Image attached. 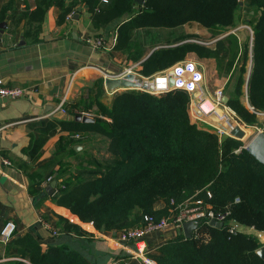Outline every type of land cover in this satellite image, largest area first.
I'll return each instance as SVG.
<instances>
[{
    "label": "trees",
    "instance_id": "16d2710c",
    "mask_svg": "<svg viewBox=\"0 0 264 264\" xmlns=\"http://www.w3.org/2000/svg\"><path fill=\"white\" fill-rule=\"evenodd\" d=\"M82 2L90 7L97 26L129 13L134 16L127 24L129 29L175 28L196 22L214 36L234 28L238 8L247 3L252 13V47L245 43L241 49L235 34L219 40L215 49L188 43L156 52L145 63L142 74L149 77L165 70L192 52L200 58L215 59L220 72L237 74L228 107L247 125L257 123V115L243 99L247 94L250 106L264 111V0H144V5H137L136 0H116L107 12L96 7V0ZM51 4L40 5L30 18L42 20ZM56 4L63 9L59 21L65 22L73 10L65 9L63 0ZM133 5L139 10L135 12ZM65 109L71 117L77 115L76 105H65ZM190 112L191 100L184 91L162 95L124 91L116 95L111 110H104L107 119L59 122L63 130L81 133L82 138L91 132L108 138L111 158L99 165L100 172L87 176L61 172V187L53 196L54 202L83 224L119 232L142 225L144 215L158 219L169 216L172 200L178 205L197 190L208 189L214 209L230 207L235 222L264 234V165L245 149L243 141L199 126ZM159 201L166 207L156 211ZM59 219L65 235L89 234L81 225ZM179 232L157 248L152 255L156 264H264V253L260 256L257 252L264 243L254 235L230 234L226 227H213L206 221L191 239ZM10 244L20 249L17 257L21 260L6 264H95L81 251L64 245L44 249L32 235L16 237Z\"/></svg>",
    "mask_w": 264,
    "mask_h": 264
},
{
    "label": "crops",
    "instance_id": "0c3cea01",
    "mask_svg": "<svg viewBox=\"0 0 264 264\" xmlns=\"http://www.w3.org/2000/svg\"><path fill=\"white\" fill-rule=\"evenodd\" d=\"M56 1L0 0V26L6 25L0 37V79L7 87L26 91L20 99L0 98V231L6 222L12 221L17 225L14 238L32 235L44 249L64 245L81 251L95 264H115L116 261L140 264L132 259L133 245L119 241V232L96 230L93 224H83L70 210L54 202L53 196L61 187L62 180L58 179L61 172L87 176L94 171L90 161L105 165L96 158L100 148L96 152L95 148L100 143L106 159L111 158L108 151L110 141L105 136L91 132L82 138L81 133L71 134L58 123L76 120L83 114H88L94 121L107 119L104 110H111L116 95L130 88L111 91L106 87V81L121 79L130 73L150 78L170 69L172 66L159 69L149 77L143 76L145 63L158 51L188 43L215 49L216 43L230 34L238 37L241 49L246 42L236 31V16L235 27L217 36L196 22L175 28L129 29L127 24L134 17L129 13L95 25L90 7L82 0H63L64 8L73 11L65 22H60L63 9ZM49 2L52 4L42 20L30 18L29 15L34 14L40 5ZM115 2L96 0L95 5L107 12ZM132 7L135 12L140 8ZM25 13L28 15L24 18ZM99 39L103 40L104 47L97 49L94 43ZM189 58L196 61L205 73V82L200 87L203 95L210 98L214 95L212 91L221 89L224 96L229 97L237 74L220 72L215 59L200 58L194 52L185 59ZM251 68L252 62L247 81ZM200 100L191 105L192 121L193 113L218 124L214 128H222L218 123L219 116H203L198 111ZM243 101L249 107L247 94ZM65 105L68 108L76 105L77 115L71 117ZM245 131L247 135L250 133V130ZM75 134H80L81 139L72 144L70 140L75 139ZM49 177L52 178L50 183L47 182ZM54 181L57 186L50 196L46 187ZM204 191L197 190L194 195L198 192L202 195ZM165 207L166 203L159 201L154 209L161 211ZM59 217L81 225L89 234L82 237L75 233L65 235ZM179 233L169 228L150 234L148 243L157 244L151 247L153 254L157 251L156 246L174 239ZM11 241L7 244L0 241V264L21 260L17 257L20 249L10 244Z\"/></svg>",
    "mask_w": 264,
    "mask_h": 264
},
{
    "label": "built area",
    "instance_id": "2783aa9c",
    "mask_svg": "<svg viewBox=\"0 0 264 264\" xmlns=\"http://www.w3.org/2000/svg\"><path fill=\"white\" fill-rule=\"evenodd\" d=\"M103 2L108 3V0H103ZM88 42L91 43L90 40H88ZM94 47L97 49L103 48V40H97L94 43ZM171 79L173 80V85L170 84ZM144 80L153 85V90L149 91L141 89V91L153 95H162L175 90L184 91L189 95L191 105L193 106L197 101L194 99L193 94L200 89L205 82V73L196 61L185 59L177 62L170 69L165 70L154 77L144 78ZM25 93L26 91L22 88L5 86L3 80L0 79V98H8L12 100L20 99L25 95ZM223 97L224 92L219 89L215 92V96L210 97L205 101L201 100L197 106L202 112V115L208 116L211 113H214L217 108L222 107L226 121H233L232 127L239 126L242 130H246L247 124L241 121L236 113L222 102ZM208 101L213 103L212 107H207V105H209ZM249 108L258 117H262L261 124L256 126L254 129L255 135L260 132L264 133V111H257L250 105ZM82 116L88 117L89 115L83 114ZM194 118L199 122L206 123L202 116L195 115ZM216 129L221 137H232L230 135V131H225L222 128ZM74 138L79 140L81 139V135L75 134ZM51 180L52 178L49 177L47 182L50 183ZM204 193L206 194V197H201V193L198 192L196 195L188 198L186 201L178 205L174 200H172V208L169 216L158 219L154 215H144L142 225L119 231V241L123 244L131 243L134 247L132 259L139 261L140 264H156L152 257L153 252L147 241V237L152 233L166 231L169 228H173L177 231H183V224L190 221H198L201 226V223L204 221L210 224L212 220H215L216 222L223 223L224 227L227 228L230 234H236L238 232L251 234L264 243V234L262 232L256 231L253 228H243L239 223L235 222L232 219V210L230 207H226L225 209H214L209 203V200L212 199L213 196L212 193L210 190H206ZM47 227L50 226L47 224ZM16 231L17 225L14 222H6L0 231V241L4 244L9 243L14 238ZM114 263L122 264V262L117 261Z\"/></svg>",
    "mask_w": 264,
    "mask_h": 264
},
{
    "label": "water",
    "instance_id": "95a60500",
    "mask_svg": "<svg viewBox=\"0 0 264 264\" xmlns=\"http://www.w3.org/2000/svg\"><path fill=\"white\" fill-rule=\"evenodd\" d=\"M136 2L140 5L144 4V0H136ZM0 28H1L0 30V37H1V34L4 32L3 30L6 28V25L1 24ZM252 42H253V39H252ZM170 84L173 85L172 79L170 81ZM106 87L111 91H114L119 88H124V87H128L131 89H143V90H149V91L153 90V85L145 81L143 77H140L133 73L124 75L121 79L107 80ZM193 95H194V98H196L197 100L200 98L202 101H205L208 98V95L202 94L201 89H198ZM222 102L226 106H228L229 97L224 96L222 99ZM197 109L198 111H200L198 107ZM210 116H214L216 118H218L219 116L220 118H218V123L222 126V128L225 131H230V135L233 138L237 140H241V141H243L246 138L247 134L245 130H242L239 126L232 127L233 121L231 120L226 121V119L224 118V110H222L221 108H217L214 113L210 114ZM75 119L76 121H80L83 123H93L94 122V119H91L89 117L77 116ZM245 149L257 161H259L261 164L264 165V133L263 132H260L254 135V137L251 140H249V142L245 146ZM56 186H57V181H54L53 183H51L49 186L46 187V192L48 193V195L52 196L55 193ZM210 225L213 227L220 228V229L224 227L223 223L216 222L215 220H212L210 222ZM199 226H200V223L198 221H190V222L184 223L183 224V234L185 238L191 239L193 237L194 232L199 229ZM257 252L260 256H263L264 248H260Z\"/></svg>",
    "mask_w": 264,
    "mask_h": 264
},
{
    "label": "rangeland",
    "instance_id": "374dc122",
    "mask_svg": "<svg viewBox=\"0 0 264 264\" xmlns=\"http://www.w3.org/2000/svg\"><path fill=\"white\" fill-rule=\"evenodd\" d=\"M251 15H252V13L249 11V7H248L247 3L242 4V6L240 8H238V10L236 12V24L238 26V29L236 31H238L242 41L249 43L250 46L252 45V39H253V30H252V26L250 24L251 23ZM236 31L234 30V32H236ZM189 59H191V58H189ZM250 65H251V61L249 62L248 70L250 69ZM234 80L236 82V79H234ZM126 91H141V89H131L130 88V89H126ZM212 95L215 96L214 91H212ZM220 108L222 109V107H220ZM192 116H193V114H192ZM202 118L205 121H207L208 123L207 122L206 123L199 122L198 120L194 119V116H193L194 123L196 122V124H198L201 127H204V128L209 129V130H214V131L218 132L217 129L214 128V127H217L218 124H216V123L213 124V122L208 118L207 119L204 117H202ZM261 122H262V117H258V121L256 124L247 125L246 129L250 130V133H248L247 138H245L243 140L245 145H247L249 140H251L254 137V135H255L254 129L256 126L260 125ZM99 148H100V150L98 151ZM102 148H103V145L101 143L98 144L97 148H95V152L98 151V152H96V158H98L99 160L103 161V163H105L107 159H106V155L102 152V150H103ZM89 160H87V162ZM90 163L94 166V168H93L94 171H99V165L100 164H98L97 162H94V161H90ZM96 173H98V172H96ZM205 190H207V189H205ZM155 245H157V244H150V247H154ZM156 247L158 248L159 245Z\"/></svg>",
    "mask_w": 264,
    "mask_h": 264
},
{
    "label": "bare ground",
    "instance_id": "6f19581e",
    "mask_svg": "<svg viewBox=\"0 0 264 264\" xmlns=\"http://www.w3.org/2000/svg\"><path fill=\"white\" fill-rule=\"evenodd\" d=\"M208 104H209V103H208ZM208 106H210V104H209V105H207V107H208Z\"/></svg>",
    "mask_w": 264,
    "mask_h": 264
}]
</instances>
